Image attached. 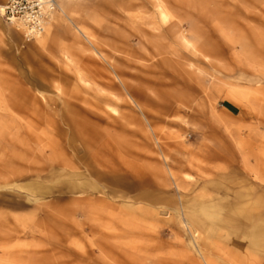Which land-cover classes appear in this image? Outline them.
Here are the masks:
<instances>
[{
    "label": "rangeland",
    "instance_id": "1",
    "mask_svg": "<svg viewBox=\"0 0 264 264\" xmlns=\"http://www.w3.org/2000/svg\"><path fill=\"white\" fill-rule=\"evenodd\" d=\"M55 1L0 16V264H264V0Z\"/></svg>",
    "mask_w": 264,
    "mask_h": 264
},
{
    "label": "built area",
    "instance_id": "2",
    "mask_svg": "<svg viewBox=\"0 0 264 264\" xmlns=\"http://www.w3.org/2000/svg\"><path fill=\"white\" fill-rule=\"evenodd\" d=\"M57 10L55 0H3L0 3L2 19L21 30L26 41L43 36Z\"/></svg>",
    "mask_w": 264,
    "mask_h": 264
},
{
    "label": "bare ground",
    "instance_id": "3",
    "mask_svg": "<svg viewBox=\"0 0 264 264\" xmlns=\"http://www.w3.org/2000/svg\"><path fill=\"white\" fill-rule=\"evenodd\" d=\"M154 1H155V6L157 10L159 11L160 17L162 19H166L167 18V6L164 5L162 2H160V0H154ZM242 207L243 208L237 207L235 210L239 212V214H244L243 216L245 215L247 216V214H250L248 211L253 212L254 210L264 213V197L262 198V201H257L255 203H251L250 205L246 204L245 206H242ZM259 227L260 226H257L253 230V240L252 241L254 242V244H256V246L264 244V229L259 228Z\"/></svg>",
    "mask_w": 264,
    "mask_h": 264
},
{
    "label": "crops",
    "instance_id": "4",
    "mask_svg": "<svg viewBox=\"0 0 264 264\" xmlns=\"http://www.w3.org/2000/svg\"><path fill=\"white\" fill-rule=\"evenodd\" d=\"M0 3H1V2H0ZM263 197H264V196H263ZM259 200L262 201V199L260 198V199H256L253 203H255V202L259 201Z\"/></svg>",
    "mask_w": 264,
    "mask_h": 264
}]
</instances>
